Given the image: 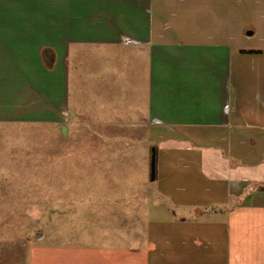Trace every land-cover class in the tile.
<instances>
[{
  "label": "crops",
  "instance_id": "1",
  "mask_svg": "<svg viewBox=\"0 0 264 264\" xmlns=\"http://www.w3.org/2000/svg\"><path fill=\"white\" fill-rule=\"evenodd\" d=\"M215 1L0 0V127L69 135L75 112L99 144L129 137L150 160L148 186L90 209L114 229L69 230L30 264H264V43Z\"/></svg>",
  "mask_w": 264,
  "mask_h": 264
},
{
  "label": "rangeland",
  "instance_id": "2",
  "mask_svg": "<svg viewBox=\"0 0 264 264\" xmlns=\"http://www.w3.org/2000/svg\"><path fill=\"white\" fill-rule=\"evenodd\" d=\"M215 2L214 11L222 18L230 14L233 29H244L247 22H252L258 31L248 40L264 43V0ZM219 2H226L225 7ZM210 11L213 10H202L199 16ZM170 19L171 25H176L174 17ZM71 96H76L74 103L80 106L78 92H71ZM80 123V117L73 112L67 122L69 135L67 130L63 133L62 127L50 124L0 127V264H30L33 246L62 242L64 234L75 228H95V233L102 232L100 228L114 229L112 221L99 225L87 220L90 209L113 203L121 195L127 197L134 187L149 185L147 145L122 135L115 143L114 138L110 141L103 133L98 138L105 143L99 144L92 134H87L88 129L92 133L97 128ZM120 128L114 126L115 130ZM113 144L115 154L103 151ZM152 149L158 152L157 146ZM177 187L166 186V193L173 199L187 197L197 202L206 198L201 193L185 195ZM219 195L217 199H223V194Z\"/></svg>",
  "mask_w": 264,
  "mask_h": 264
},
{
  "label": "trees",
  "instance_id": "3",
  "mask_svg": "<svg viewBox=\"0 0 264 264\" xmlns=\"http://www.w3.org/2000/svg\"><path fill=\"white\" fill-rule=\"evenodd\" d=\"M156 170H157V159L155 150L152 149V159H151V178L154 180L156 177Z\"/></svg>",
  "mask_w": 264,
  "mask_h": 264
},
{
  "label": "water",
  "instance_id": "4",
  "mask_svg": "<svg viewBox=\"0 0 264 264\" xmlns=\"http://www.w3.org/2000/svg\"><path fill=\"white\" fill-rule=\"evenodd\" d=\"M253 31L252 30H248V33L251 34ZM64 132H65V126L63 128Z\"/></svg>",
  "mask_w": 264,
  "mask_h": 264
}]
</instances>
